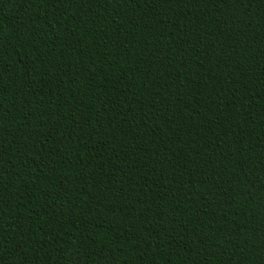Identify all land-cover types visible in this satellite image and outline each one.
<instances>
[{"label": "trees", "instance_id": "1", "mask_svg": "<svg viewBox=\"0 0 264 264\" xmlns=\"http://www.w3.org/2000/svg\"><path fill=\"white\" fill-rule=\"evenodd\" d=\"M0 264H264V0H0Z\"/></svg>", "mask_w": 264, "mask_h": 264}]
</instances>
